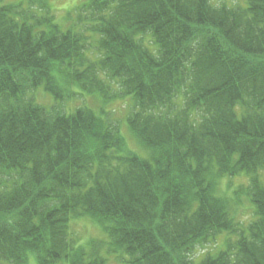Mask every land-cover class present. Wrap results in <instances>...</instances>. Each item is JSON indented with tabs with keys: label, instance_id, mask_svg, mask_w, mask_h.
I'll return each instance as SVG.
<instances>
[{
	"label": "trees",
	"instance_id": "trees-1",
	"mask_svg": "<svg viewBox=\"0 0 264 264\" xmlns=\"http://www.w3.org/2000/svg\"><path fill=\"white\" fill-rule=\"evenodd\" d=\"M243 1L90 0L64 27L43 0H0V264H264V0ZM84 96L98 113L60 109ZM128 99L147 158L102 109ZM242 174L247 225L214 193ZM86 217L108 242L72 239ZM223 233L238 239L191 259Z\"/></svg>",
	"mask_w": 264,
	"mask_h": 264
},
{
	"label": "rangeland",
	"instance_id": "rangeland-1",
	"mask_svg": "<svg viewBox=\"0 0 264 264\" xmlns=\"http://www.w3.org/2000/svg\"><path fill=\"white\" fill-rule=\"evenodd\" d=\"M3 4L5 5H17L21 4V8L24 10H28V1L29 0H2ZM48 3L50 6L54 16L56 17L55 21H57L58 24L61 26L67 27L66 25L69 24V21L66 19L68 18V15L72 13V11L80 6L83 3H86L90 0H43ZM214 2L217 5H221L223 3H226L228 6H233L235 4L243 5L244 1L241 0L240 3H238L236 0H214ZM42 16V14H40ZM149 41L150 39L147 38ZM150 45V43H149ZM151 46V45H150ZM152 47V46H151ZM34 98V101L38 104H45V106L52 105L54 103L53 97L46 93L42 88H39L33 95H31ZM89 99L87 101V104L91 106L92 108H95L96 111L100 107V102L96 99ZM80 101L77 102H71L67 103L65 106V110L73 109L74 107H77L80 105ZM130 103L125 102L117 104L113 110L111 111L113 114L112 120L118 124L119 129L122 133V135L125 137L128 151L134 152L142 157H147V153L143 151L132 139V136L130 134L128 124H127V117L132 111V107L129 108ZM132 105V104H131ZM103 109V108H102ZM75 110V109H74ZM74 110L67 111V113H71ZM259 177L261 182L264 184V170L259 173ZM249 181L247 176H241V177H225L221 181V186L215 184L216 191L214 192L216 197L225 200L224 197H228L231 200H228V203H230V209H231V215L232 217L238 222H242L243 220L245 223H248L254 216L253 209L254 206L250 202L249 198L245 195L242 199V194L240 193V186L242 184H247ZM239 188V190H238ZM238 193H240L241 203L235 204L236 197L238 196ZM231 204H233V208L231 207ZM229 205V204H228ZM236 205V206H235ZM70 233L72 235V238L75 239V242L77 241L78 244L81 246H84V248H87L91 243L95 241H109L107 235L105 232L99 228V226L89 217L86 218H80L78 220H72L70 223ZM218 240L217 244L214 246H208L207 248H199L197 253L195 255V261L200 262L204 255L207 253L216 254L219 249H226L227 248V241H235L237 239L236 235H227L226 233H223ZM200 246H203L200 245ZM205 247V246H204ZM106 253V252H104ZM108 255L109 257V263L110 264H120L118 258H116V255L111 257L112 255ZM124 258H127L126 255H124ZM29 264H37L33 257L30 258Z\"/></svg>",
	"mask_w": 264,
	"mask_h": 264
}]
</instances>
